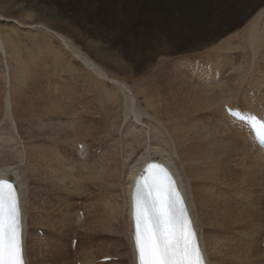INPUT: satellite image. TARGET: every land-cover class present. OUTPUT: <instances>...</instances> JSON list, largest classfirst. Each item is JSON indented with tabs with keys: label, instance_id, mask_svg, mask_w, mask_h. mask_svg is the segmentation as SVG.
<instances>
[{
	"label": "bare ground",
	"instance_id": "obj_1",
	"mask_svg": "<svg viewBox=\"0 0 264 264\" xmlns=\"http://www.w3.org/2000/svg\"><path fill=\"white\" fill-rule=\"evenodd\" d=\"M16 1L23 4L26 0ZM46 1L49 3L55 1L57 5L59 4L61 7H64V9L66 8L76 12L78 20L77 22H79L78 25L81 30L90 35V38L92 40L106 44L111 53H113L115 49V51L117 52L115 54H119L126 61V65H124L128 69V74L130 73L132 77L136 78L143 74L146 75V72H148V70L152 67L153 62L157 61L158 59H168V61H171L173 60V58H177L178 55L190 48L189 42L191 40L196 41L203 33H211L215 37H222L224 36V34H228L235 28H237L252 12H256L258 10L264 13V0H234L235 2H233L232 0H214L218 4V6H221L222 8H217L216 11H213V13L215 14V18L214 20H212V22H209L207 19L204 20L203 18L204 15L209 14L208 4L212 0ZM20 8L22 9V7ZM210 13H212V10L210 11ZM27 17L30 19L32 18L31 14L27 15ZM13 23L16 26L20 25L17 22ZM26 29L28 31L32 30L35 31V33L39 32L43 34L46 37L45 39L47 40L55 41L56 39L63 46L62 50L66 51V54L68 53V55L72 57V60L75 64L79 62L86 68V70L88 69L91 72L90 74H92L96 79L93 84L94 86L89 87L93 92L92 95H95L93 96L96 98V101L102 106L104 113L107 114L106 119L109 128L113 130V132H117L120 136L118 140H114L113 144L109 146L110 150L111 148L115 149L114 152L107 150L105 153V155L109 153V156H113L110 158V164H108L107 166L97 167L95 163L91 164L94 157L89 158V156L93 154H90L89 149L92 150V148H90L88 145L83 147V152L77 151L76 148L74 151L77 152V155L76 153L71 154H75L76 160L78 161L80 167L83 170L86 169L89 172V175L86 176L85 174L86 177L82 179L83 183L85 181V187L82 189L83 193L88 194L86 183H89L92 178H99V176H101V180H105L106 183L111 182L112 185L116 184L121 189L123 204L122 206H119V204L113 203L109 206L108 209L109 212H111V216L106 220L107 227H104L102 232L109 234L115 233V235L121 234L122 238L124 239V244L120 247L119 251L109 253L106 256L107 258H116L118 260V263L116 264H136L134 244L132 240V200L134 187L136 180L142 173L145 165H147L148 163H159L167 167L171 171V175H173L178 181V186L181 187V190L185 194L189 212L191 214L190 216L192 222L195 224L198 230L201 247L205 253L207 264H239V262L240 264H264V210L261 206L260 200L261 195L264 193V189L262 190L259 188L260 190H256L253 196L249 194L250 192H246L247 195L251 196L247 197L248 200L243 199V197L246 196L242 193L243 190H240V193L236 191L239 188L238 186L242 184V182H240V177L244 178L246 182L248 180L250 181L248 183V186L254 184L255 186L251 185L254 186V188L256 186L264 187V152L256 145L250 131L247 129L245 130V126L242 123L237 122L225 111V107L227 106L231 110L238 111L243 115L249 114L250 117L256 116L264 123L263 81V84H256L257 89L255 88L256 92L261 95V97L257 101L258 104L247 101L245 104V111L239 110L238 106L229 104L231 102H228L229 100L225 98L226 96H224V93L226 92L222 91L224 88L218 89V87H216L218 91L215 92H217V94L219 95L217 96V98H213V96L216 95V93H213L214 95H209L210 98L208 99L207 94L213 92L212 89L214 87L210 86V88L206 89V87H201L198 84L201 89L204 88L203 92L201 91V97H205L202 100H198L199 104L196 103V105H198L199 108L197 109L199 111L202 110L203 112V110L206 111L208 109L211 111L214 109H219V107H221L222 115H220L222 116V119L215 121L214 125L211 124L213 128L208 129L204 126V124L200 125V123H198L200 121L196 122L193 119H191L193 121H190L188 117L190 114L188 116H184L183 118H180L183 116V114H180L181 116L178 115L179 117H175V119H172L173 123H171L170 126L168 125V123H163L160 120L159 115L156 114V117H153L150 114L151 112L149 113L148 109L154 110L156 111V113H159L158 110L160 107L159 105H157V101L159 100L157 99L158 96H148L145 91L143 92V89L141 88L143 85L141 86L138 83L139 87L135 88V94H132V92L128 88L129 86L126 83L115 81V78L114 80L110 79L111 76L107 75L99 64L91 59L86 53L82 52L73 41L61 35L51 26L49 27L43 23H38L35 25L30 24V26L26 25ZM256 30V23L254 22V24H251L249 30L246 33L247 37L245 36L247 38L246 40H248V42L246 41V45L249 48L251 47L250 49L252 52L256 51L255 43L258 37ZM11 32L15 33L14 29H11ZM237 34L238 33H236V35L233 34L234 37L237 36ZM2 35L0 34V63L2 65L1 72H3L4 77H2L10 89V87L12 86L10 82V69L7 61L8 51L6 52L7 46L5 47V41L9 42L8 40H10V35ZM234 37H231L228 40H223L225 42L226 47H224L226 48V50H224L225 48L223 49V47L221 46L224 42H222L221 45H218L219 47H222L220 49H223V51H227L228 46L230 49L234 44L233 43L231 45L233 40L235 41V39H233ZM262 41H264V39ZM242 49L244 48L242 47ZM10 50L12 49L10 48ZM15 53L16 60H14L16 62L14 60L13 61L16 64V69L18 72L17 74L19 75V80L22 81L23 85H25L26 83L24 84V80L28 73L27 67L21 62L22 58H20V54H18V52ZM254 63L255 62H253L252 64ZM223 64L224 61L221 63L218 61L212 62L209 60V63L207 64L208 67L204 65L200 66L196 71L197 80H199V83L202 81L204 83V80L207 83H210L211 79L213 81L215 77H219V79L222 78V75L225 74L223 73L225 67V65ZM29 65L30 64H28V67ZM69 66L73 68L70 63ZM245 68L240 70H244ZM237 69L239 70V68ZM54 76L55 75H53L52 78ZM61 78L62 77H60V79ZM227 78L229 79V77ZM240 81L241 80H239V82ZM108 84H110V86L112 85L111 87L114 92L108 88ZM220 86H222V84H220ZM224 86L225 85H223V87ZM207 90H210V92ZM206 91L208 93H206ZM229 91L231 90L229 89ZM140 94L145 95L144 103L146 107H143L139 101ZM50 98L51 97H48L47 100L49 105L51 102ZM6 101H8V97L6 98ZM121 102H123V105H121L122 107L116 105L118 103L120 104ZM260 104L262 105V107L260 106ZM8 105L9 104H7L6 107H8ZM49 105L48 108L51 111ZM52 107L53 110L58 111L56 105H52ZM113 108L119 109L117 112L115 111L116 114L113 115L115 117L112 119L111 113L108 112V109L112 110ZM72 110L73 109H68V113H72ZM215 112L217 111L215 110ZM8 114L9 113H7V115ZM42 120L38 121V123L36 124V129L38 128V130L42 131L47 128V130L44 131L48 133L47 135H56L58 131L56 133L54 132L55 134L53 133V131H56L57 127H55L53 122L50 121L52 119L49 117L46 122H43L44 120ZM67 120L68 119H66V121ZM121 123L122 129H120ZM208 124L206 123V125ZM63 125H67V122L66 124H63V122H59L58 127L62 128ZM68 126L76 128L75 123L68 124L66 127ZM7 131L8 132L5 133L0 131V178L7 179L9 180V182H15V184L13 185L15 186L19 196L21 220L24 232L23 239L25 248V260L27 264H41V261L37 258L36 261L32 259L33 255L36 256L37 252H32L31 256H29L27 252L28 231L31 229H29L28 211L31 205H33V210H35L36 212L41 211V213L49 211L53 208L50 203L45 202V200L48 201L51 197L44 200L45 195L43 194L46 193V191L45 189H41L42 186L41 184H39V181H42V183L46 181L45 184L61 191V189L54 187V183L55 181H57L61 185H66L67 178L64 175L60 176V174H55L51 178L47 175L48 167L51 163H55V161H57L58 164H61L62 162L57 160L53 156L55 154L54 150L50 149V147L48 146V149H45V151H41L43 146H35V153H32V156L34 162L38 160L40 164H38L33 171H30V165H28L26 161L28 155L26 156L27 152L25 153L24 151V146L21 138L17 133L15 134L9 130ZM34 138L37 139L39 137L31 136V139ZM42 138L47 139L49 137ZM68 141H70V139ZM78 143L79 141L77 140L73 142L75 147ZM67 152L66 154H68L70 151L68 153ZM45 154L49 156V159L45 158ZM66 158H68V156ZM11 160L15 162H13L12 164L8 163V161ZM70 160L71 164H73L72 159ZM41 167L43 168L41 169ZM70 168L73 171L75 169L73 166H71ZM52 169L53 167L50 165V170ZM32 173L33 176L35 174L37 175V180L35 179V177H33V184H36L39 187L36 186L37 188L31 189L29 188L28 182H30L32 179L30 177ZM45 173L47 176L45 175ZM90 175H92V178L90 177ZM108 187L113 188V186H105L104 188ZM248 188L252 189L253 187ZM249 191L252 192V190ZM234 192L236 193L235 198L233 197ZM238 196L240 199L242 197V199L246 201V203L243 201H240V203L244 204V206L247 205L245 210H243V212L241 211L245 215L244 226L239 230H243V243L241 242L243 245H240V248L239 245H236L234 241L224 242L225 237H228L229 239V235L231 233L236 234L238 232H233V230H235L234 227L236 225V222H238V218L236 216H234V218H230L229 215L231 212V208H233L234 204H236L238 200ZM101 205H98L97 203H91L89 205V208L90 211L94 213L93 220L90 217L91 222L88 224L89 219L84 221L83 218L82 222L81 219L78 218L79 222L76 227H81L80 229H82V227L86 225L87 228L85 229V232L87 233V231L92 228L94 222L100 224V221L103 220L102 215H99V212L102 210ZM237 209V212L240 213L239 205L237 206ZM64 213L66 214V212ZM87 216L90 215L88 214ZM231 219L234 221L233 223L231 222ZM73 225L74 223L72 224V227ZM240 233H242V231ZM99 236L100 234H98L97 229L95 228L92 231L90 238L95 239ZM110 236L112 237V235ZM33 245H36L35 239H33ZM91 259L86 258L84 259V261H80V264H93L95 262V257Z\"/></svg>",
	"mask_w": 264,
	"mask_h": 264
},
{
	"label": "rangeland",
	"instance_id": "obj_2",
	"mask_svg": "<svg viewBox=\"0 0 264 264\" xmlns=\"http://www.w3.org/2000/svg\"><path fill=\"white\" fill-rule=\"evenodd\" d=\"M232 1L235 2L234 0ZM20 7H22V9ZM217 8L221 9L222 7L218 6L216 1L212 0L208 4L209 14L204 15V20L207 19L209 22H212V20H214L215 18V14L213 13V11H216ZM211 10L212 13H210ZM30 14L32 16L31 19L27 17V15ZM0 17V34L2 35L3 32L4 33L2 36L9 34L10 40H13H11L12 43L10 42V40H8L9 42L5 41V47L7 46V49H5L6 52L8 51L7 61L10 69V82L12 86L10 87V89L3 79V72H1L2 65L0 63V131L5 133L8 132L7 130H9L12 133H17L19 135L24 146V151L25 153L27 152L26 156L28 155L26 161L28 165H30V171H33L36 166L40 164L38 160L34 162L32 156V153H35V146H43L41 151H45V149H48V147H50V149H53L55 153L53 156L57 160L62 162L61 164H58L57 161H55V163H51L50 165L53 167V169L50 170L49 165L47 175L51 178L55 174H60V176L64 175L67 178L66 185H61L57 181H55L54 183V187L61 189V191L45 184L46 181H44V183H42V181H39V184H41L42 186L41 189H45L46 191V193H44L43 195H45V197L50 195L47 198L44 197V200L51 197L48 201L45 200V202L50 203L53 208L49 211L41 213V211L36 212L35 210H33V205H31L28 211L29 229H31L28 231L27 252L29 256H31L32 252H37L36 256L33 255L32 259H34V261H36L37 259L40 260L41 264H77V262L84 261V259L86 258L91 259L94 257L95 262L93 264L118 263V260L116 258H113L112 261L107 263H102L101 261L109 253L119 251L120 247L124 244V239L122 238L121 234L115 235V233L109 234L102 231L104 227H107L106 220L111 216V212H109L108 209L109 206L113 203L119 204V206H122L123 204L121 189L116 184L112 185L111 182L106 183L105 180H101V176H99V178L97 177L96 179H93L92 175H90L93 181L91 180L89 181V183H86L88 194L83 193L82 189L85 187V181L83 183L82 179L88 176L89 172L86 169L83 170L78 164L75 154H71L76 153L77 155V152L74 151L76 148L77 151L83 152V147L88 145L90 148H92V150L89 149L90 154H93L89 156V158L94 157L93 162L90 161L91 164L95 163L97 167L107 166L108 164H110V158L113 156H109V153L105 155V153L107 150L114 152L115 149L111 148L110 150L109 146L113 144L114 140H118L120 136L117 132H113V130L109 128L106 119L107 114L104 113L102 106L96 101V98L94 97L95 95H92L93 92L89 87L94 86L93 84L96 79L92 74H90L91 72L88 69L86 70V68L79 62L75 64L72 60V57L68 55V53L66 54V51L62 50L63 46L56 39L55 41L47 40L45 39L46 37L39 32L35 33V31L32 30L28 31L26 29V25L30 26V24L35 25L38 23H43L49 27H53L61 35L73 41L82 52L86 53L91 59L99 64L103 68L105 73L111 76L110 79L114 80L115 78V81L126 83L129 87L127 85L126 86L130 89L132 94H135V88H138L139 84L141 86L143 85L142 87L140 86L143 89V92L145 91L148 96H158L157 99L159 100L157 101V105H159L160 107L158 110L159 113H156V111L154 110L148 109L149 113L151 112L150 114L153 117H156V114L159 115L160 120L163 123H168V125L170 126L171 123H173L172 119L181 116L180 114H183V116L180 118H183L184 116H188L190 114L188 116L190 121H200L198 123H200V125L204 124V126L208 129L213 128L212 125H214L215 121L222 119L221 107H219L220 110L214 109L210 111L207 109L206 111L203 110V112L202 110L199 111L197 109L199 108V106L196 105V103H198V100H202L205 97L204 95V97H201L200 95L201 91L203 92V89L205 87L206 89L210 88V86L214 87L212 89L213 92L207 94L208 99L210 98L209 95H214L213 93H216L213 98H217L219 94H217V92L215 91H218V89L220 88H224L222 91L227 93H224V96H226L225 98L229 100L228 102H231L229 104L238 106L239 110L243 111L246 110L245 104L247 101L258 104L257 101L261 97V95L256 92V84L264 83V41H262L264 39V13L258 10L256 12H252L245 19L246 21L244 20L232 32L228 34L226 33L222 37H215L211 33H203L196 41L191 40L189 42L190 48L178 55L177 58L175 57L176 59L173 58L174 61H168V59H158L157 61H154L151 67L152 69L150 68L148 72H146V75L143 74L141 75L142 77L138 76V79L136 77H132L130 73L128 74V69L125 66L126 61L119 54H115L117 53L115 49L113 53H111L106 44L92 40L90 38V35L81 30L78 25L79 22H77L78 20L76 12L71 11L70 9H64V7H61L59 4L57 5L55 1L49 3L46 0H26L22 4L17 2L16 0H0ZM13 22H17L20 25L16 26ZM254 22L256 23V32L258 34V37L255 43L256 51L252 52L250 49L251 47L249 48L246 45V41L248 42V40H246V33L249 30L251 24H254ZM11 29H14L15 33H12ZM231 33L232 35H236V33L238 34L234 37V35L232 36ZM230 36L234 37L233 39H235V41L233 40V42L231 43V45L234 43V47L232 45V49H229L228 46L227 51H223V49L226 47L223 40L230 39ZM219 44L223 47V49H220L222 47H219ZM241 46L244 49H242ZM10 48L14 51L10 50ZM224 50H226V48ZM249 50L251 51V53ZM15 52H18V54H20V58H22L21 62L27 67L28 73L26 75L27 79L25 78L24 80V84L26 83L25 85H23L22 81L19 80V75L17 74L18 72L15 64ZM8 53H11L12 56ZM10 56L12 59L10 58ZM209 60L212 62L218 61L221 63L224 61L223 65H225V67L223 73L225 74L222 75V78L220 79L219 77H215V79L213 77L214 80L212 81L211 79L210 83H207L205 80L204 83L203 81L199 83V80H197L196 71L202 65L207 66ZM249 61L251 62V65ZM253 62L255 63L252 64ZM69 63L73 68L69 66ZM28 64H30L29 67ZM237 68H239V70ZM243 68H245V71L240 70ZM14 75H16L17 77ZM53 75L55 76L52 78ZM60 77L62 78L60 79ZM227 77H229V79ZM239 80L241 81L239 82ZM237 83L239 84V86ZM198 84L201 87L203 86L204 88L201 89ZM220 84H222V86H220ZM223 85L225 86L223 87ZM107 86L111 91L114 92L111 87L112 85L110 86V84H108ZM216 87H218V89ZM229 89L231 91H229ZM207 91L210 92V90ZM207 91L206 93H208ZM233 91H237L238 93ZM228 94L230 95V98ZM144 96L145 95L140 94L139 101L143 107H146L144 103ZM7 97L9 102L6 101ZM48 97L52 98H50L52 102H50V105L47 101ZM7 104H9L8 107H6ZM48 105L51 108V111L49 110ZM52 105H56L58 111L53 110ZM116 105L121 106L123 105V102ZM260 106L262 107L261 104ZM68 109H73L72 113H68ZM118 109H108V112L111 113L112 119L115 117L113 115L116 114ZM195 110L198 111L196 112ZM215 110L217 112H215ZM7 113H9L11 116L9 114L7 115ZM59 113L60 115L62 114L61 116H63L64 113L66 114L61 117ZM244 116L250 117L249 114ZM49 117L52 119L50 121L53 122L55 127H57L56 131H53V133H56L58 131L56 135H47L48 133L44 132L47 130V128L42 131L38 130V128L36 129V124L39 120L43 119L44 121H42L46 122ZM66 119L68 120L66 121ZM59 122H63V124H66L67 122V125L75 123L76 128H72L70 126L66 127L67 125H63L62 128H59ZM122 123L120 124V129H122ZM206 123L209 124L206 125ZM64 126L66 127V129H68L66 130ZM31 136H37L39 138L31 139ZM42 137L49 138L46 139ZM67 139H70V141H68ZM73 139L74 141H79L76 147L73 144ZM67 151L70 152L68 153ZM66 152L68 154H66ZM44 156L45 158L49 159V156H47L46 154ZM67 156L68 158H66ZM70 159H72L73 164H71ZM13 162L15 161H8V163L10 164H12ZM69 165L70 167L73 166L75 168L74 171L69 167ZM42 168L43 167H41V169ZM30 177L32 178V182H28L29 188L32 189L39 187L36 184H33V177H35L36 179L37 175L35 174L33 176L32 173ZM240 180L242 184L238 186L240 189L238 188L236 191L240 193V190H243L242 193L246 195L243 197V199L248 200L247 197L253 196L256 190L259 191L260 189H264L263 186H256V189V187L254 188V184H251L254 186H248V183L250 181L248 180L246 182L244 178L240 177ZM105 186H113V188H104ZM248 187L253 188L250 189ZM249 190H252V192ZM246 192H250L249 194H251V196L247 195ZM233 197H236L235 192L233 194ZM260 198L261 206L264 210V193ZM237 199L238 200L236 204H234L233 208H231V212L229 215L230 218H234V216L238 218V222H236V225L234 227L235 230H233V232L235 233L237 231L238 232L236 234L231 233L232 235H229V239L228 237H225L224 242L234 241L236 245H239L240 248V245H243V230H241L242 233H240L241 231L239 230L244 226L245 214H243L242 212L243 210H245L247 205L244 206V204L240 203V201L246 203V201H244L242 197L240 199L238 196ZM91 203H97L98 205H101L103 203L101 205L102 210L99 212V215H102L103 220L100 221V224L94 222L92 228H90L86 233V225L83 226L82 229H80L81 227L79 228L76 226L79 222L78 218L81 219L82 222L83 218L84 221L89 219L88 224L91 222L90 217L93 220L94 213L90 211L89 208V205ZM237 204L240 206V213L237 212ZM64 212H66V214ZM88 214L90 216H87ZM231 222L233 223L234 221L231 219ZM73 223L74 225L72 227ZM95 228L97 229V232L98 234H100V236L98 238L91 239V233ZM110 235H112V237ZM33 239L36 240L35 246L33 245Z\"/></svg>",
	"mask_w": 264,
	"mask_h": 264
},
{
	"label": "snow or ice",
	"instance_id": "obj_3",
	"mask_svg": "<svg viewBox=\"0 0 264 264\" xmlns=\"http://www.w3.org/2000/svg\"><path fill=\"white\" fill-rule=\"evenodd\" d=\"M155 170V171H154ZM136 181L132 240L136 264H206L175 180L149 164ZM0 264H26L15 186L0 178Z\"/></svg>",
	"mask_w": 264,
	"mask_h": 264
},
{
	"label": "water",
	"instance_id": "obj_4",
	"mask_svg": "<svg viewBox=\"0 0 264 264\" xmlns=\"http://www.w3.org/2000/svg\"><path fill=\"white\" fill-rule=\"evenodd\" d=\"M12 184H15V182H12Z\"/></svg>",
	"mask_w": 264,
	"mask_h": 264
}]
</instances>
